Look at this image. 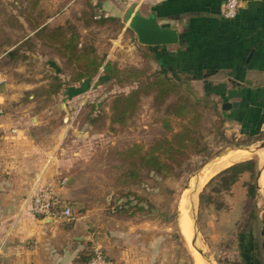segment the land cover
Segmentation results:
<instances>
[{
    "label": "rangeland",
    "instance_id": "374dc122",
    "mask_svg": "<svg viewBox=\"0 0 264 264\" xmlns=\"http://www.w3.org/2000/svg\"><path fill=\"white\" fill-rule=\"evenodd\" d=\"M133 4L124 0H0V95L5 110L31 124L37 121L33 134L45 146L56 143L61 158L72 159L62 162L61 169L77 190L71 199L73 216L82 214L87 206L98 208L90 211H114L123 219L140 203L144 209L133 214L136 219H127L136 223L145 220L167 234L161 260L155 264H242L237 233L250 230L264 264L260 247V229L264 228V180L260 178L264 122L261 129L259 124L256 128L241 124L234 116L226 115L228 109L221 110L225 97L205 93L199 82L188 81L189 89L181 86L180 91H188L201 102L197 151H190L167 176H157L144 168L137 171V177L129 175L132 167L123 150L134 143L145 148L169 135L161 120L168 100L157 107L151 94L141 95L136 110L124 124L109 123L112 98L161 70V62L147 58L145 47L137 42L123 18ZM67 24L76 29L79 43L92 46L103 63L108 61L121 70L142 69V77L118 85L104 78L100 67L82 90H78L80 82L73 84L77 94L71 98L65 96L64 89L50 94L52 77L66 80L73 69L65 57L34 33L43 25L53 28ZM61 103L66 107V120ZM184 122L171 119L169 126L175 131ZM238 150L243 151L234 153L239 154L234 162L253 159L254 173L242 175L228 191L218 193L212 191L219 187L218 181L207 183L211 177L205 181L195 192L192 222L186 211L191 231L184 236L179 218L181 206L187 204L188 182L191 186L192 176L209 159ZM246 181L254 183L253 196L246 194ZM58 221L57 232L62 233L75 219ZM218 221L225 224L217 225ZM94 243L86 247L85 254Z\"/></svg>",
    "mask_w": 264,
    "mask_h": 264
},
{
    "label": "crops",
    "instance_id": "0c3cea01",
    "mask_svg": "<svg viewBox=\"0 0 264 264\" xmlns=\"http://www.w3.org/2000/svg\"><path fill=\"white\" fill-rule=\"evenodd\" d=\"M239 1L235 16L225 19L223 0H124L134 3L141 15L153 13L157 23H170L176 32L174 44L143 45L149 60H159L170 75L199 82L201 91L236 102L226 115L260 128L264 122V0ZM5 107L0 95V264H84L81 256L93 242L114 264L161 260L167 234L145 220L127 219H136L134 215L121 219L114 211H90L96 207L86 206L62 233L57 232L58 220L41 222L42 217L33 216L29 200L37 188L50 186L62 199L75 198L77 190L61 169L62 162L72 159L61 158L56 143L45 146L33 134L37 121L31 124ZM61 177H66L63 185H59Z\"/></svg>",
    "mask_w": 264,
    "mask_h": 264
},
{
    "label": "trees",
    "instance_id": "16d2710c",
    "mask_svg": "<svg viewBox=\"0 0 264 264\" xmlns=\"http://www.w3.org/2000/svg\"><path fill=\"white\" fill-rule=\"evenodd\" d=\"M35 36L43 43L53 46L57 52L65 57L68 65L72 66V72L66 80H59L53 76L50 84V94H56L63 90L67 98L77 94V89L73 84L79 83L78 90H82L90 78L94 77L101 67L104 78L115 80L116 84L121 85L129 82H137L143 75V70L138 68L119 69L114 64L106 61L102 62L94 53L90 45H81L76 29L67 24L65 26H55L47 28L44 25L35 31ZM8 53H11L10 51ZM59 70H57V73ZM189 77L180 78L178 75L166 76V70L161 68L157 72L146 77L144 81L137 82L135 86L125 93L116 94L110 102L109 123L122 125L137 108L141 95L151 94L155 106L163 104V126L169 133L168 136L154 140L147 147L138 143L132 144L123 150L129 158V165L132 170L129 175L137 177V171L144 168L157 176H167L171 173L173 166H178L190 151H197L199 138V121L201 118V102L188 91L182 93L180 88L189 89ZM81 87V88H80ZM208 91H205L207 93ZM171 119H184L178 130L173 131L169 126ZM255 171V161L245 159L232 163L215 173L207 183L218 181L217 188L213 192L228 191L244 174L252 175ZM206 183V185H207ZM246 194L253 196L254 183L244 182ZM134 195V194H133ZM135 198L139 199L136 195ZM202 194L199 195V201ZM208 199L210 196H208ZM142 201V200H140ZM144 208L140 203L126 214L131 216L135 212L142 211ZM237 248L239 256L244 264H261L259 254L256 252V244L250 230L237 233ZM89 252L83 254L81 259L87 263Z\"/></svg>",
    "mask_w": 264,
    "mask_h": 264
},
{
    "label": "water",
    "instance_id": "95a60500",
    "mask_svg": "<svg viewBox=\"0 0 264 264\" xmlns=\"http://www.w3.org/2000/svg\"><path fill=\"white\" fill-rule=\"evenodd\" d=\"M123 18L127 22L128 27L135 34L136 40L139 44L146 45V46H158V45L174 44L177 41V35L173 28V25L167 22L157 23L156 17L153 13H150L148 16H143L134 7H128L124 12ZM236 105H237L236 102L223 101L220 104V108L222 111H225L226 109H229L232 106H236ZM60 107L63 109V113H64L63 119L66 120L67 119L66 107L63 103L60 104ZM261 146H264V145L262 144ZM219 156L209 159L196 171V173L192 176V177H195V183L193 187L189 185V182L187 184V187H185V190H188V192L186 193V196L191 197L195 193L197 189L196 179L198 178L199 173L201 172L203 167L207 163H209L211 160ZM189 204L190 205L188 208V214L189 216H191V206L193 204L192 201ZM54 220L55 219L51 217H42L40 221L49 222V221H54ZM263 224H264V221H263ZM260 234L262 235L260 247L264 254V228L260 229Z\"/></svg>",
    "mask_w": 264,
    "mask_h": 264
},
{
    "label": "built area",
    "instance_id": "2783aa9c",
    "mask_svg": "<svg viewBox=\"0 0 264 264\" xmlns=\"http://www.w3.org/2000/svg\"><path fill=\"white\" fill-rule=\"evenodd\" d=\"M239 0H223L221 15L225 19L235 16L239 7ZM1 82V77H0ZM0 109V114H1ZM66 177L59 178V185H63ZM29 211L35 217H51L55 220L73 219V205L69 200L62 199L55 190L50 186H42L37 188L29 200ZM86 264H114L108 258L103 248L94 243L89 250V258Z\"/></svg>",
    "mask_w": 264,
    "mask_h": 264
},
{
    "label": "bare ground",
    "instance_id": "6f19581e",
    "mask_svg": "<svg viewBox=\"0 0 264 264\" xmlns=\"http://www.w3.org/2000/svg\"><path fill=\"white\" fill-rule=\"evenodd\" d=\"M241 151H243V150L238 151V152H240L239 154H241ZM246 151L249 152V150H246ZM238 152H236V153H238ZM232 154H234V153H232ZM232 154H229V156L227 155V157L225 156L222 160L218 161V159L223 155V154H221L219 157L211 160L209 163H207L203 167V169L199 173L198 178L196 179V188H197L196 191L201 187L202 184L205 183V181H207L210 177H212L216 172L220 171L221 169L225 168L226 166L228 167V165H231L239 157V154L238 155H236V154L232 155ZM260 159H261V175H260L261 177L260 178H262L264 180V154ZM194 183H195V177H193V179H192L191 187H193ZM185 198L187 200V204L184 205V207L181 206L182 209L180 208V210H182L181 211L182 213L180 214L181 216L179 219H180V225L182 226V233L184 236H187V235H189V233L191 231L189 228L190 220L188 219L189 217L191 219V216L188 215L189 217L187 218L188 212L186 214V211L189 208V205H190L189 203L191 201L194 203L195 193L191 197L186 196ZM191 222H192V219H191Z\"/></svg>",
    "mask_w": 264,
    "mask_h": 264
}]
</instances>
